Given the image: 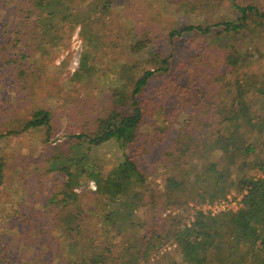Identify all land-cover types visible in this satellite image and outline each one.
<instances>
[{
    "label": "trees",
    "instance_id": "trees-1",
    "mask_svg": "<svg viewBox=\"0 0 264 264\" xmlns=\"http://www.w3.org/2000/svg\"><path fill=\"white\" fill-rule=\"evenodd\" d=\"M112 1L15 3L18 37L2 46L0 71L14 67L26 78L41 59L61 53V40L78 26L87 35V48L105 47L106 28L97 27L102 21L113 23L116 37H132L131 54H145L148 60L140 67L126 64L111 84L118 108L112 124L85 129L61 158L49 162L47 173L63 174L66 183L50 196L44 212L7 223L6 234L23 250L10 252L11 258L0 252V263L264 264V0L180 3L179 8L190 5L204 17H219L221 11V17L211 24L171 30L170 40L195 33L194 45L201 47L203 39L221 28L216 34L227 40L230 52L223 70L213 71L196 55L194 66L179 74L172 67L173 55L163 57L159 47L135 42L128 28L120 26L119 17H112ZM13 3L0 0V21ZM226 5L230 11L224 12ZM232 12L238 16L235 22L226 18ZM148 64L159 68L152 71ZM158 74L167 84L153 101L146 96ZM150 109L149 132L136 136L144 132ZM52 121L49 110H37L22 132L46 130L49 141ZM113 142L129 146L131 152L101 177L91 153ZM9 167L14 177L22 173L0 156V195L12 179L6 175ZM84 180H96L97 192L78 195L75 190ZM234 196H243L238 211L215 216L201 212L185 223L183 216L199 206ZM22 206L17 204L16 212ZM164 209L173 213L167 220Z\"/></svg>",
    "mask_w": 264,
    "mask_h": 264
},
{
    "label": "rangeland",
    "instance_id": "rangeland-1",
    "mask_svg": "<svg viewBox=\"0 0 264 264\" xmlns=\"http://www.w3.org/2000/svg\"><path fill=\"white\" fill-rule=\"evenodd\" d=\"M115 1L112 17H119L120 26L128 28L135 42L146 41L150 49L159 47L163 57L173 55L171 63L177 74L184 67H193L196 55H202L213 71L223 70L226 65L225 55L230 52V47L227 40L216 34L222 31L221 28H215L214 35L203 39L201 47L194 45L195 33L174 40L168 37L171 30L180 31L190 24L216 22L221 17V11L218 12L219 17H204V13L194 10L190 5L179 8L180 3L190 0ZM16 2L14 0L13 5L9 6L6 19L0 21V54L4 53L2 46L9 39L18 37V30L13 28ZM222 10L230 11L228 5ZM105 13L109 15L108 11H102V15ZM107 14L103 16L107 17ZM231 14L226 18L235 22L238 16L233 12ZM99 26L101 29L106 28L105 41L108 45L105 47L93 50L87 48V35L82 26H78L61 40L63 51L57 56L41 59L37 69L26 78H20L14 67H4L0 71V156L11 160L15 167L22 170L19 176L14 177L9 167L6 175L12 179L7 180L0 195V252L8 253L10 258V252H21L23 249L6 234L9 231L7 223L23 214L38 216L44 212L50 196L66 183L63 174L47 173L49 162L53 158H61L85 129L106 128L112 124L118 108L112 98L111 84L118 81L120 70L126 64L140 67L143 59L148 60L145 54H131L129 41L132 37H116L113 23L102 21ZM97 27L90 30L92 34L98 31ZM111 42L118 46H113ZM147 67L152 71L159 68L150 64ZM157 77L146 96L153 101L158 100V92L167 84L164 76L158 74ZM37 110H49L53 114V133L49 141L46 130L22 132L23 126ZM151 110L146 115L144 132L136 136H145L149 132L147 129L151 125ZM130 152L129 146L117 142L94 149L91 158L96 165V173L107 177ZM140 155L143 160L148 158L142 151ZM92 183L98 190L96 180H84L75 192L78 195L96 193L97 190L90 187ZM240 198L231 197L228 203H232L235 209L231 207L229 210L238 211L241 208L243 199ZM19 203L23 206L16 212L15 207ZM201 207L190 216H183L186 224L194 221ZM171 215L172 212L168 214L166 209L163 210V220Z\"/></svg>",
    "mask_w": 264,
    "mask_h": 264
},
{
    "label": "built area",
    "instance_id": "built-area-1",
    "mask_svg": "<svg viewBox=\"0 0 264 264\" xmlns=\"http://www.w3.org/2000/svg\"><path fill=\"white\" fill-rule=\"evenodd\" d=\"M91 189L96 191L97 190V187L95 186L94 183H92L90 185ZM241 198L240 199H243V196H240ZM231 199V198H230ZM229 199V201H231ZM228 201V202H229ZM228 202H224V203H220V204H205L204 206H202L198 213H197V216L199 215V213H204V214H211L212 216H215L221 212H225L227 210H229L231 207L235 209V206L231 203H228ZM231 205V206H230ZM234 206V207H233ZM168 214H171L170 211H168Z\"/></svg>",
    "mask_w": 264,
    "mask_h": 264
}]
</instances>
